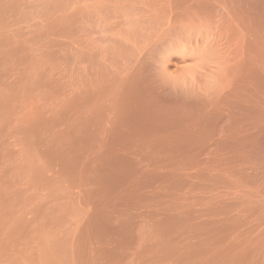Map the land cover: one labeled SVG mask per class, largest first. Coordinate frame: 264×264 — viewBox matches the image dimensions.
Returning <instances> with one entry per match:
<instances>
[{
  "label": "bare ground",
  "instance_id": "bare-ground-1",
  "mask_svg": "<svg viewBox=\"0 0 264 264\" xmlns=\"http://www.w3.org/2000/svg\"><path fill=\"white\" fill-rule=\"evenodd\" d=\"M0 254L264 264V0H0Z\"/></svg>",
  "mask_w": 264,
  "mask_h": 264
},
{
  "label": "rangeland",
  "instance_id": "rangeland-1",
  "mask_svg": "<svg viewBox=\"0 0 264 264\" xmlns=\"http://www.w3.org/2000/svg\"><path fill=\"white\" fill-rule=\"evenodd\" d=\"M3 252H4V254L6 253V251H4V250H3ZM5 256H6V254H5ZM5 256H4V259H2V258H3V255L1 256V254H0V258L4 261V264H18V263L21 264L22 261H23L24 263H26L25 260H22L23 257H22L21 255H19L18 257H14L13 259H12L11 257H10V259H9V258H6L7 256H6V257H5ZM15 258H16V259H15ZM6 259H7V261H6ZM8 259L10 260V261H9L10 263L8 262ZM2 260H0V264L3 262ZM16 260H18V262H17ZM1 261H2V262H1ZM5 261L8 262V263H5ZM11 261H12V262H11ZM14 261L17 262V263H15ZM20 262H21V263H20ZM24 263H22V264H24ZM2 264H3V263H2ZM26 264H28V263H26Z\"/></svg>",
  "mask_w": 264,
  "mask_h": 264
}]
</instances>
